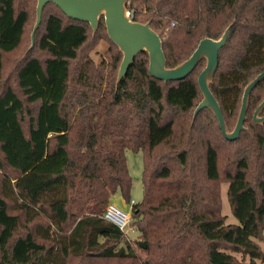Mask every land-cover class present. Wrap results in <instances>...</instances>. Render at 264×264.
I'll list each match as a JSON object with an SVG mask.
<instances>
[{
    "label": "trees",
    "instance_id": "16d2710c",
    "mask_svg": "<svg viewBox=\"0 0 264 264\" xmlns=\"http://www.w3.org/2000/svg\"><path fill=\"white\" fill-rule=\"evenodd\" d=\"M36 7L0 0V264H264L255 240L264 227V124L253 118L264 79L251 93L247 129L229 140L210 109L194 117L206 59L164 81L141 52L117 84L122 54L103 16L93 35L49 2L30 47ZM128 7L160 34L168 67L236 20L211 84L233 129L244 87L264 71V0ZM103 39L108 59L96 62L91 52ZM128 148L143 154L132 218L146 247L103 217L115 193L131 200ZM226 182L239 224L222 213Z\"/></svg>",
    "mask_w": 264,
    "mask_h": 264
},
{
    "label": "water",
    "instance_id": "95a60500",
    "mask_svg": "<svg viewBox=\"0 0 264 264\" xmlns=\"http://www.w3.org/2000/svg\"><path fill=\"white\" fill-rule=\"evenodd\" d=\"M129 0H37L36 21L31 32V46L35 45V34L38 30L43 15V9L49 2L55 3L70 18L88 22L95 34L98 30L100 19L103 16L106 30L110 39L122 52V60L118 69L117 84L127 74L133 65L136 56L141 52L149 55V71L155 78L169 81L186 78L199 64L206 59V66L198 76V84L202 92V100L194 111V117L204 108L210 109L217 117L224 136L235 140L240 133L247 129L245 121L249 108L250 96L253 89L264 79V71L251 79L243 90L241 107L235 127L230 130L222 107L211 90L214 76L219 64V52L227 43L230 31L235 24L233 20L223 31L219 38H202L194 52L175 67L167 66V59L163 50L160 34L151 26V22L133 20L129 15ZM264 99L255 109L253 118L255 123L264 124ZM146 247L144 241H140Z\"/></svg>",
    "mask_w": 264,
    "mask_h": 264
},
{
    "label": "rangeland",
    "instance_id": "374dc122",
    "mask_svg": "<svg viewBox=\"0 0 264 264\" xmlns=\"http://www.w3.org/2000/svg\"><path fill=\"white\" fill-rule=\"evenodd\" d=\"M95 34L93 33V35H95ZM108 48H109V42L106 41L105 39H103L95 46V48L91 52V56L94 58V60L96 62H100L102 59H108V58H106L107 57L106 51L108 50ZM121 54H122V52H121ZM122 56H123V54H122ZM262 114H264V113H262ZM230 130H232V129H230ZM126 158H127V163H128L131 175L133 177V187L131 190V199H135L136 202H139L142 200V197H143V183H142L143 154L141 151H134V150L128 148L126 150ZM228 187H229V183L226 182V183L222 184V200H223L222 213H223V215L226 216V224H239V220L233 214L231 205L229 203V199H228V195H227ZM111 202L120 206L123 210H126V211L131 210V207L129 204L130 202L126 201L120 192L115 193L111 197ZM131 223L136 228V225L134 223L133 218H132ZM128 234L129 235H127V236L131 240L133 245L138 247L137 241L140 240V237H139L140 234L137 231V228L133 231H131V230L128 231ZM255 240L262 247H264V227H263V238L262 239H255ZM140 241H142V240H140ZM138 250L142 255L145 254L144 252L140 251V249H138ZM237 256L240 257L241 255L237 254ZM246 260L249 261L250 257L248 256L246 258Z\"/></svg>",
    "mask_w": 264,
    "mask_h": 264
},
{
    "label": "built area",
    "instance_id": "2783aa9c",
    "mask_svg": "<svg viewBox=\"0 0 264 264\" xmlns=\"http://www.w3.org/2000/svg\"><path fill=\"white\" fill-rule=\"evenodd\" d=\"M128 13L130 16H132L131 10H129ZM136 203L137 202L135 199H131L129 203L131 210L126 211V210H123L120 206L111 202L106 206L103 217L105 220L118 226L126 235H129L128 231L130 230L133 231L136 229L134 225L131 223L132 222V208Z\"/></svg>",
    "mask_w": 264,
    "mask_h": 264
}]
</instances>
